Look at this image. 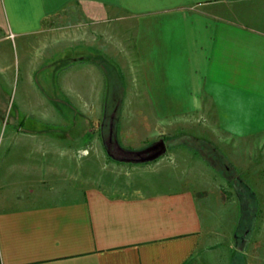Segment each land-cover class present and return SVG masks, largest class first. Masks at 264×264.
Masks as SVG:
<instances>
[{"label": "crops", "instance_id": "crops-1", "mask_svg": "<svg viewBox=\"0 0 264 264\" xmlns=\"http://www.w3.org/2000/svg\"><path fill=\"white\" fill-rule=\"evenodd\" d=\"M255 1L260 0H0V68L3 47L13 43L28 50L47 36L53 42L96 43L97 51H102L109 32L113 48L121 39L115 23L138 22L148 34L150 28L172 26L167 21L172 18L176 30L174 25L170 34L160 37L161 53L165 59H176L178 66L145 67L144 83L159 85L163 94L159 106L191 107L198 121L212 127L207 136L192 137L207 140L212 147H217L212 138L233 144L225 148L227 162L264 183V148L247 144L264 139V17L259 16L260 22L253 18L264 11V4ZM73 12L78 16L71 19L75 29L50 24L58 15L71 17ZM65 60L72 62L69 69L74 73L87 70L94 78L73 85L71 81L69 88L76 101L91 108L82 117L91 123L100 119L98 131L90 142L88 123L79 133H10V139L32 138L37 145L5 153L4 160L10 163L2 166L0 178V264H189L201 248L209 249L208 231L204 232L208 225L198 200L202 193L209 194L195 192L172 158L154 172L143 171L144 177L134 182L104 184L89 176L79 155H88V147L100 155L97 144L104 148L101 116L105 120L107 107L98 102L105 98V73L83 53ZM49 121L69 122L53 115ZM112 139L118 145L113 133ZM183 154L179 160L184 162ZM237 178L248 189V180ZM216 191L217 199L224 200ZM210 206L207 200L208 219L213 215Z\"/></svg>", "mask_w": 264, "mask_h": 264}, {"label": "rangeland", "instance_id": "rangeland-1", "mask_svg": "<svg viewBox=\"0 0 264 264\" xmlns=\"http://www.w3.org/2000/svg\"><path fill=\"white\" fill-rule=\"evenodd\" d=\"M255 3L264 4V0ZM260 13L259 15V12H255L253 17L259 22V16L264 17V11ZM70 14L71 17L69 14L58 15L50 24L73 26L74 28L70 29H75L77 24L71 19L76 20L78 16L74 12ZM167 21L172 26L175 25L173 29L176 30V20L168 18ZM118 23L119 25L115 23V28L119 27L123 33L119 43L112 47L113 41L109 32L103 38L106 45L102 51H97L96 43L86 45L85 42L71 43L65 40L60 43L53 42L52 38L47 36L34 42L28 50H22L19 42L13 43L12 47H3V70L0 68V178L1 173L3 174L2 166L10 163L4 160L7 149L32 148L37 145L34 144L36 140L32 138L24 142L10 139V133L41 132L60 135L66 130L79 133L84 131L82 128L88 123L91 130L89 129L86 139L90 142L95 137L100 119L93 123L86 121L82 116L90 112L88 110L91 108L76 101L69 88L71 81L73 85L89 79L94 80L90 71L88 74L87 70L80 71V74L74 73L69 69L72 62L65 60L83 53L98 63L105 73V98L98 102L107 107L105 120L101 116V121H105L101 131L104 138L113 133L119 147L128 152L143 149L160 138L164 139L167 146L165 155L149 163L120 162L117 157L110 156L112 152H108L100 144H97L102 149L100 155L99 151L95 154L88 147V155H79L82 164L89 167L88 175L93 176L97 182L101 179L104 184L111 181L119 184L134 182L144 177L140 175L143 171L154 172L172 158V165L177 166L178 174L184 175L191 188L197 193L206 191L210 196L202 193L198 198L205 224L208 225L204 232L207 234L208 231V236L205 235V245H209V249L201 248L189 264H264V250L260 249L264 244L263 181H256L254 177L250 179L248 172L235 170L233 163L230 160L227 162L230 156L224 151L233 144L226 145L224 139L212 138L209 140L217 146L212 147L207 144V140L192 137L207 136L212 127L203 120L198 121L191 107L159 106L160 97L163 95L157 90L159 85L144 83L145 67L151 70H170L178 66L176 59H165L161 53L160 37L170 34L172 26L162 25L158 31L150 28L148 34H145L138 22ZM252 26L255 27L254 24ZM144 35L148 41H144ZM107 40L110 43H107ZM29 72H33L32 84L27 80ZM96 72L100 79L101 71L98 69ZM95 83L100 85L98 80H95ZM147 86L155 89L147 90ZM192 93L194 92L185 94ZM168 99H173L170 94ZM170 102L173 103V100ZM117 103H121V106H113ZM100 106L97 109L100 110ZM51 115L67 119L69 122L75 119L76 123L54 124L49 121ZM218 127L216 124V130ZM219 133L217 131L216 136H220ZM247 144L264 148V139L248 140ZM181 154L186 161L179 160ZM233 157L239 160L236 153ZM156 175L154 173L152 177ZM238 175L248 180V189L237 181ZM218 185L219 189L216 191ZM218 190L223 194L224 200L217 199L215 191L218 193ZM207 200H210V211L213 212L209 219L207 211L204 210ZM240 250H245V254Z\"/></svg>", "mask_w": 264, "mask_h": 264}, {"label": "water", "instance_id": "water-1", "mask_svg": "<svg viewBox=\"0 0 264 264\" xmlns=\"http://www.w3.org/2000/svg\"><path fill=\"white\" fill-rule=\"evenodd\" d=\"M166 151V143L163 138H160L138 151H126L124 155L117 157V159L120 162L149 163L165 155Z\"/></svg>", "mask_w": 264, "mask_h": 264}, {"label": "flooded vegetation", "instance_id": "flooded-vegetation-1", "mask_svg": "<svg viewBox=\"0 0 264 264\" xmlns=\"http://www.w3.org/2000/svg\"><path fill=\"white\" fill-rule=\"evenodd\" d=\"M102 137H103V144H104V147L106 148V150L108 152H112L111 155L113 157H119V156H122L125 154V150L121 149L116 143L115 141L112 139V135L108 136L106 138H104L103 134H102ZM117 155H115V154Z\"/></svg>", "mask_w": 264, "mask_h": 264}, {"label": "trees", "instance_id": "trees-1", "mask_svg": "<svg viewBox=\"0 0 264 264\" xmlns=\"http://www.w3.org/2000/svg\"><path fill=\"white\" fill-rule=\"evenodd\" d=\"M110 156H112V155H110ZM237 181H239V178H237Z\"/></svg>", "mask_w": 264, "mask_h": 264}]
</instances>
